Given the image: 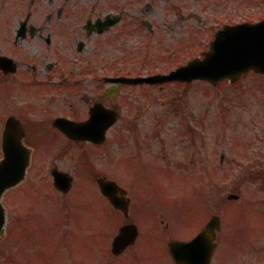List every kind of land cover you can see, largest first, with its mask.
Masks as SVG:
<instances>
[{
  "label": "rangeland",
  "instance_id": "rangeland-1",
  "mask_svg": "<svg viewBox=\"0 0 264 264\" xmlns=\"http://www.w3.org/2000/svg\"><path fill=\"white\" fill-rule=\"evenodd\" d=\"M2 6L3 0H0V9ZM90 7L101 8L104 13L120 11L125 18L120 23L119 40L113 39L116 33L112 32L94 41L86 51L89 54L86 61L91 62L93 70L106 76L115 73L117 67L120 75L168 73L201 55V49L207 50L214 30L225 23L264 18V0L77 2V8L84 13ZM3 16L0 10V17ZM141 20L153 23L156 32L150 35L145 27L134 28ZM76 59V55L70 56L66 67L80 65ZM19 95L20 91L13 88L8 98L14 106L21 104ZM123 97L119 122L110 131L105 146L74 145L57 163L53 159L44 161L48 153L43 150L41 159L33 161L25 181L5 194L8 225L0 242V264H86L92 258L98 264L100 260L113 258L111 242L119 229L120 218L113 217L110 210L96 208V203L105 205V202L99 197L93 179L82 174L76 176L78 166H83L82 160L79 161L83 153L84 156L89 154L92 161L89 165L96 176L105 175V171L134 194H156L159 200L163 197L175 200L174 205L169 204L174 212L157 211V226L153 219L143 226L144 233L152 234L156 242L172 237H192L199 229V218L194 222L190 219L192 215L185 218L187 214L182 208L198 202L195 191L199 189L201 158H204L202 203L207 206L212 195H217L225 221L217 262L264 264V182H247L252 172L248 167L260 166L250 163L264 162V77L250 74L235 85L225 81L215 87L198 82L167 84L163 90L159 86L129 87L124 90ZM8 98H0V101ZM5 109L0 105V161L3 157L2 131L9 115V112L2 115ZM33 112L29 116L33 121L45 119L40 111ZM27 140L28 144H35V156L36 151L41 153L42 146H47L29 134ZM65 140L59 136L61 146L67 144ZM49 147H55L57 152L65 151L55 142ZM140 147L145 159H153L156 168L162 169L160 175L145 183L140 182V162L135 165L122 162L125 157L133 159ZM222 155L226 157L224 167L218 165ZM213 156L216 158L214 165ZM55 166L75 178L66 195L53 187L51 171ZM213 167L214 181L209 180ZM228 173L230 177L223 179ZM186 192L192 198L187 202L194 200V203L183 204ZM229 193L240 195V200L228 201ZM101 209L114 223L107 221L104 227L99 224L96 213ZM169 212L174 216L171 221L168 220ZM163 219L166 220L164 224L161 223ZM167 223L169 228L165 227ZM30 236L37 238L42 248ZM91 241H96V247L93 248ZM26 243L31 244V249L24 246Z\"/></svg>",
  "mask_w": 264,
  "mask_h": 264
},
{
  "label": "flooded vegetation",
  "instance_id": "flooded-vegetation-1",
  "mask_svg": "<svg viewBox=\"0 0 264 264\" xmlns=\"http://www.w3.org/2000/svg\"><path fill=\"white\" fill-rule=\"evenodd\" d=\"M77 2L78 0H3V6L0 9L1 14L4 15L0 17V98L2 99L6 89L12 91L13 88L20 91L19 97L21 98V104L14 106L8 95L7 103L4 105L6 109L3 113L9 112V117L15 116L21 121L26 137L29 134L38 139L39 143H41L40 141L47 143V146H42L41 153L36 151L35 156L33 147L35 144L30 142L31 146L26 138V144L33 150L34 162L41 159L43 150L48 153L44 161L53 159L57 163L60 161L58 159L68 155L67 152L74 145L87 144L92 148L105 146L104 144L96 145L90 142L71 140L56 127L55 121L68 119L75 123L85 122L91 119L92 112L97 105L119 110L120 116V97H123L121 95L124 88H120L119 84L108 83L106 79L109 76L98 74V71L93 70L91 62L86 61V59L89 60V57H86L89 55L86 51L95 44L94 41L97 39L106 38L112 32L116 33L113 38L115 41L120 39V20L105 28L103 19L108 14L104 16L101 8L93 9L92 7L84 13L77 8ZM6 10L8 12L5 16ZM117 15L120 16V11L117 12ZM113 20L114 18L108 19V21ZM146 23L148 22L141 21L140 24L148 27ZM147 30L150 29L147 28ZM72 55H76V62L79 61L80 65L66 67V63ZM111 77H120L119 67ZM112 102L119 105L112 104ZM12 109L16 110L12 111ZM33 111H40L45 119L33 121L29 118L31 114H34ZM59 136L66 139L65 146L59 144ZM54 142L57 143L58 148H65V151L57 152L55 147H49ZM134 158L145 164L147 168L151 164L155 165L153 159L151 161L145 159L141 147ZM87 159L89 163L92 162L89 154ZM215 161L216 158L213 156L211 160L213 165ZM225 161L226 157L222 155L218 165L224 167L222 165ZM201 162L202 170L197 202L199 207L196 204L182 209L187 215L189 213L191 215L198 214L200 223L197 234L203 231L212 219L216 217L221 219V229L217 232L214 240L215 248L211 259V264H219L217 252L221 246V232L225 221L221 214L220 199L217 195H212L207 206L202 203L205 195L204 168L206 165L204 158H201ZM250 164L260 165L258 168H255L254 165L249 168L254 171L253 175H260L264 182V162L255 161ZM211 171L215 175L214 167ZM104 173L106 172L104 171ZM87 178L93 179L94 182L99 180L92 167L88 170ZM209 180L213 181L211 173H209ZM120 185L128 191L115 195L120 210L115 209L101 194L100 197H103L105 205L97 203L96 208L102 207L108 211L107 208L110 207L112 209L110 211L120 216L118 231L124 226L137 225L140 236L134 246L127 248L119 256L113 255L111 259L100 260L98 264H177L171 255L170 243L173 240L188 241L194 236L172 237L156 242L153 241V235L146 232L144 238L148 240L141 242L143 226L149 225L151 219L157 226V211L158 213L164 210L174 212V208H171L169 204L174 205L173 201L175 200L166 197L159 200V196L156 194H134L123 184ZM209 195L211 196V193ZM229 195L231 194L229 193ZM187 200L191 201V196L187 195L183 204H191ZM173 212H169V221H171L170 218H174L171 215ZM165 222V219L161 220L162 224ZM165 227L169 228V223ZM162 255L165 257L163 258ZM95 263V258L86 262V264Z\"/></svg>",
  "mask_w": 264,
  "mask_h": 264
},
{
  "label": "water",
  "instance_id": "water-1",
  "mask_svg": "<svg viewBox=\"0 0 264 264\" xmlns=\"http://www.w3.org/2000/svg\"><path fill=\"white\" fill-rule=\"evenodd\" d=\"M264 72V22L260 25H244L230 27L221 32L212 44V52L203 61L195 60L169 76H157L148 79L129 80L120 78L123 83L153 82L193 79H205L217 82L224 78L235 81L249 69ZM112 122L115 115L109 116ZM111 124V123H110ZM85 126L69 127L70 131H83ZM22 131L19 123L9 120L4 134V160L0 164V237L4 234L6 224L5 210L1 203L4 192L21 182L26 174L29 160V150L22 145ZM69 181L64 187L66 191ZM102 192L119 208L114 201L116 193H125L116 183L101 181ZM237 198V197H234ZM220 229V220L213 219L206 230L190 242H174L171 244L173 257L178 264H210L216 231ZM136 226L123 228L115 237L112 247L113 253L119 255L138 237Z\"/></svg>",
  "mask_w": 264,
  "mask_h": 264
}]
</instances>
